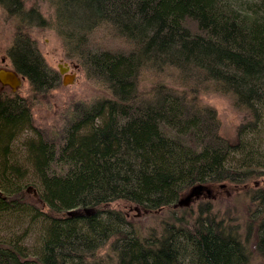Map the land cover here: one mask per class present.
<instances>
[{
	"label": "trees",
	"instance_id": "trees-1",
	"mask_svg": "<svg viewBox=\"0 0 264 264\" xmlns=\"http://www.w3.org/2000/svg\"><path fill=\"white\" fill-rule=\"evenodd\" d=\"M0 4L18 21L8 50L12 70L35 95L55 87L57 72L23 28L25 22L43 23L40 13L22 0ZM54 5L57 30L71 56L109 94L74 104L57 132L37 130V142L28 147L40 184L33 196L30 186L10 178L15 169L7 172L2 164L15 130L33 127L30 107L20 87L13 92L0 84V213L30 214V205L48 221L37 253L0 241V264H248L245 242L210 214L209 204L192 221L182 216L177 219L182 223L165 222L148 235L123 212L105 206L123 201L159 210L174 207L198 184L237 187L264 177L259 163L264 156L256 165L228 164L231 154L244 150L241 141L224 136L216 110L200 101L203 90L229 96L250 115L251 126L264 115V0H54ZM99 26L110 27L128 48H92L88 32ZM143 70L161 76L148 91L139 86ZM256 199L264 213V189L252 195ZM84 208L94 214H83ZM73 209L80 213L68 215ZM263 218H250L248 226L257 225L261 254ZM104 246L106 254L98 256Z\"/></svg>",
	"mask_w": 264,
	"mask_h": 264
},
{
	"label": "rangeland",
	"instance_id": "rangeland-1",
	"mask_svg": "<svg viewBox=\"0 0 264 264\" xmlns=\"http://www.w3.org/2000/svg\"><path fill=\"white\" fill-rule=\"evenodd\" d=\"M26 9L33 6L40 13L43 23H24L26 33L35 41L38 50L43 56L47 66L57 72L59 84L43 93L33 94L27 82H22L20 96L25 97L30 107L33 127L28 125L20 130H15L12 137L7 141L5 154L2 158L6 160L5 168H13L15 172L10 177L16 185L30 186L29 193L33 196L34 191L40 190L39 179L32 170L28 147L38 140L37 130L57 132L61 126L67 123L72 116L74 104L90 103L108 98L107 87L100 81L89 77L81 66L78 59L71 56V51L66 47L63 36L57 30L56 9L54 0H22ZM45 20V22H44ZM33 22V21H32ZM18 21L0 4V68L12 70V63L8 50L13 43V37ZM89 44L92 48L109 49L111 51H124L128 44L113 30L107 26H99L88 32ZM67 63L70 66L69 73L75 72L74 83L63 86L62 75L58 71V64ZM75 65V68H73ZM161 76L152 70H143L140 74V88L148 91L155 82L160 81ZM175 80V79H174ZM170 80L171 82L174 81ZM6 90H11L8 85H1ZM18 88V87H17ZM203 104L213 107L221 122V132L232 142L241 141V152L229 156L228 164L232 166L256 165L262 161L264 156V115H262L255 126L249 125L250 115L245 111L238 110L229 96L203 90L200 94ZM69 119V120H68ZM245 125L241 132L238 129ZM37 131V132H36ZM264 166V161L259 162ZM258 166V165H257ZM16 171L19 174H16ZM242 183V182H241ZM227 184V185H226ZM224 186L213 184L208 186L210 194L205 193L194 199L188 207H165L159 210L143 211L136 210L133 205L129 206L123 201L111 202L105 208H114L123 212L134 227L141 231L142 235H148L154 231L160 232L165 222L180 224L192 221L199 213H203L204 205L209 204L210 214L225 226L233 227L246 244L248 252V264H264V254L256 247L258 236L257 225L252 223L248 230L250 218L264 217L263 209L259 200L251 201L252 195L259 189H264V177H252L245 184L237 187L226 183ZM33 189H32V188ZM26 210L30 214L18 213L16 211L0 213V241H15L24 245L29 253H37L42 245L43 238L47 233L48 221L46 217L37 215L32 206ZM184 209H186L184 211ZM89 216L94 212H83ZM187 219L177 222L179 217ZM264 219V218H263ZM248 237V240L245 239ZM104 246L97 251L98 256H104L107 252Z\"/></svg>",
	"mask_w": 264,
	"mask_h": 264
},
{
	"label": "water",
	"instance_id": "water-1",
	"mask_svg": "<svg viewBox=\"0 0 264 264\" xmlns=\"http://www.w3.org/2000/svg\"><path fill=\"white\" fill-rule=\"evenodd\" d=\"M73 68H75V65H73ZM70 66L67 63L58 64V71L62 75L61 83L63 86L70 85L74 83L76 74L75 72L69 73ZM0 84L1 85H8L11 90L14 92L16 91L17 87H20L22 84V77L14 70H5L0 68ZM223 186V185H222ZM209 195L210 194V188L207 185L204 184H198L193 187H191L188 192L183 195L177 203L174 205V207H188L190 203L198 198L202 194ZM34 194L36 195V191H34ZM136 210H138L137 207H135ZM84 212H93V209L84 208ZM79 210H69L67 212L68 215H76L79 214Z\"/></svg>",
	"mask_w": 264,
	"mask_h": 264
}]
</instances>
